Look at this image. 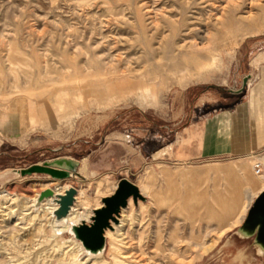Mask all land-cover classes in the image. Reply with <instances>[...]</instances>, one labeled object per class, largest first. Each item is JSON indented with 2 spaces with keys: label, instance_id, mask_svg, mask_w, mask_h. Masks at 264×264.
Instances as JSON below:
<instances>
[{
  "label": "rangeland",
  "instance_id": "1",
  "mask_svg": "<svg viewBox=\"0 0 264 264\" xmlns=\"http://www.w3.org/2000/svg\"><path fill=\"white\" fill-rule=\"evenodd\" d=\"M243 43L264 47V0H0V174L16 170L0 177V264H250L218 259L231 229L220 232L205 208L216 186L241 182L243 193L261 186L256 159L247 176L179 175L227 160L123 173L139 195L97 239L95 212L119 180L76 161L82 140L101 138L109 126L169 121L175 91L225 87ZM213 53L220 66L207 70ZM58 157L66 163L55 164ZM162 167L180 172L168 179ZM145 179L148 192L138 186ZM62 185L89 217L56 231L42 195Z\"/></svg>",
  "mask_w": 264,
  "mask_h": 264
},
{
  "label": "crops",
  "instance_id": "2",
  "mask_svg": "<svg viewBox=\"0 0 264 264\" xmlns=\"http://www.w3.org/2000/svg\"><path fill=\"white\" fill-rule=\"evenodd\" d=\"M227 78L228 84L217 92L198 93L197 88L175 91L169 102L172 114L169 121L139 127L109 126L101 138L97 132V138L82 140L85 149L83 157L75 159L77 165L85 161L90 172H108L117 180L124 177L123 173L147 163L195 165L227 160L232 163L215 165L236 175L245 174L247 163L256 159L264 171V47L254 49L241 44ZM34 126L30 125L28 131ZM232 183L228 182L227 187L231 188ZM241 186L240 182L239 193L245 205L241 222L228 228L231 230L221 242L218 259L261 264L264 246L257 240L258 227L250 233L243 232L241 227L253 195L264 189V183L255 188L251 185L244 193ZM88 217L86 213L79 219Z\"/></svg>",
  "mask_w": 264,
  "mask_h": 264
},
{
  "label": "bare ground",
  "instance_id": "3",
  "mask_svg": "<svg viewBox=\"0 0 264 264\" xmlns=\"http://www.w3.org/2000/svg\"><path fill=\"white\" fill-rule=\"evenodd\" d=\"M210 59H211L212 65L208 67L207 70L211 68H218L220 66L221 58H219L218 54L213 53ZM63 159H64L63 157H58V158H55L53 162L59 165L64 164L66 162ZM38 167L44 168L43 166H40V164H34V168H38ZM247 170L248 169L245 170L246 176H247ZM28 171H29V168L22 169V172H28ZM14 172H16L15 169H7L5 172V175L9 173H14ZM161 172L163 176L168 179L174 177L175 175L173 172H171L167 168L162 169ZM53 173L55 175H61V172L59 170H55ZM209 174H212V175L222 174L225 176H229L230 174H233V172L219 165H211L201 170L189 169V170L181 172L180 175L183 176L184 178L200 179L199 177L201 178L206 177ZM259 177L264 178L263 174H261ZM252 181H248V182H252ZM258 183L252 184V186L255 188L257 187L256 185ZM65 187H66L65 185L57 186L54 190H52L50 194L42 195V200H44V204H42L43 205L42 207L44 210L50 212L52 216L54 217L53 222L51 223L53 227L52 229H55L56 231H60L62 230V228L69 227L70 223L75 224L73 221L77 222V220L80 217L86 216V212H82L83 211L82 209L85 210L86 207L80 206V208H82L81 209L82 211H78L77 207H74L75 202H71L69 204L63 203V197L66 195V192H67L66 190L68 189L67 187L66 188ZM239 187H240V182L239 183L233 182L231 184V188L230 187L228 188L226 186L225 191L219 190V188H217L216 186L213 192L212 193L210 192L211 193L210 195L211 203H210L209 208H205L207 209L206 211L208 212V213L206 212L207 216L205 218L210 221L215 220L218 223L219 231L222 233L226 231L228 228H230L235 223L236 219H238L240 213L245 208L244 200L239 193ZM139 189L144 192L150 191L151 186L149 185L148 180L146 179L142 180L139 184ZM112 190H113V187H111L108 191H112ZM76 197L77 196H73L72 200L76 199ZM130 198L131 197H128L127 203ZM68 209H69V212L66 213ZM193 219H194L193 222H195L197 217ZM242 221H244V223L241 229L245 233H250L254 231L255 227H258L257 240L261 244V246H264V189L261 190L259 194H257L253 203L248 206L245 216ZM113 223L118 224L119 220ZM84 234L90 235L89 232H84ZM106 234L110 235L111 232L106 231Z\"/></svg>",
  "mask_w": 264,
  "mask_h": 264
},
{
  "label": "water",
  "instance_id": "4",
  "mask_svg": "<svg viewBox=\"0 0 264 264\" xmlns=\"http://www.w3.org/2000/svg\"><path fill=\"white\" fill-rule=\"evenodd\" d=\"M50 193L51 190H47V194ZM74 193V189L67 190L63 197V203H71ZM131 194L133 196L139 195L137 186L126 178H121L113 194L103 199L104 206L95 212V224L91 227L96 239L99 238L102 229L109 224V221L115 219L114 215L118 213L119 209L126 206L127 199Z\"/></svg>",
  "mask_w": 264,
  "mask_h": 264
},
{
  "label": "built area",
  "instance_id": "5",
  "mask_svg": "<svg viewBox=\"0 0 264 264\" xmlns=\"http://www.w3.org/2000/svg\"><path fill=\"white\" fill-rule=\"evenodd\" d=\"M253 169H254V173L256 175H261L262 174V166H261V163L260 162H255L253 164Z\"/></svg>",
  "mask_w": 264,
  "mask_h": 264
}]
</instances>
